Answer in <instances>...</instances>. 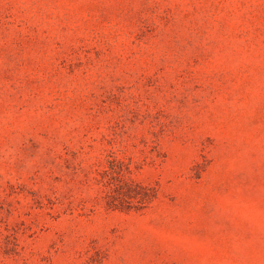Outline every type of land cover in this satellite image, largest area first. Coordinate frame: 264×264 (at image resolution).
<instances>
[{
	"label": "rangeland",
	"instance_id": "obj_1",
	"mask_svg": "<svg viewBox=\"0 0 264 264\" xmlns=\"http://www.w3.org/2000/svg\"><path fill=\"white\" fill-rule=\"evenodd\" d=\"M0 264H264V0H0Z\"/></svg>",
	"mask_w": 264,
	"mask_h": 264
},
{
	"label": "trees",
	"instance_id": "obj_2",
	"mask_svg": "<svg viewBox=\"0 0 264 264\" xmlns=\"http://www.w3.org/2000/svg\"><path fill=\"white\" fill-rule=\"evenodd\" d=\"M110 207H118L117 204L113 203V202H110Z\"/></svg>",
	"mask_w": 264,
	"mask_h": 264
}]
</instances>
